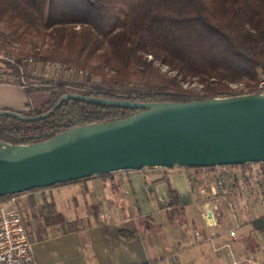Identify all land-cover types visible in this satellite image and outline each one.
Listing matches in <instances>:
<instances>
[{"label":"trees","instance_id":"obj_1","mask_svg":"<svg viewBox=\"0 0 264 264\" xmlns=\"http://www.w3.org/2000/svg\"><path fill=\"white\" fill-rule=\"evenodd\" d=\"M36 36L52 37L53 46L44 52L35 44L29 47ZM0 52L14 59L3 58L0 83L24 86L28 97L33 91H49L36 105L28 101L25 116L49 111L68 93L180 102L234 95L228 83L235 81H244L252 92L264 78V0H0ZM31 54L68 70H88L100 82L79 87L28 77L23 66ZM155 62L168 71L162 72ZM194 77L205 82L201 92L183 87ZM139 110L70 98L38 120L0 115V140L42 142L75 126ZM170 193L173 196V190ZM13 196L0 197V204ZM256 224L264 229L261 222Z\"/></svg>","mask_w":264,"mask_h":264},{"label":"crops","instance_id":"obj_2","mask_svg":"<svg viewBox=\"0 0 264 264\" xmlns=\"http://www.w3.org/2000/svg\"><path fill=\"white\" fill-rule=\"evenodd\" d=\"M27 104L23 86L0 83V110L23 112ZM211 177L212 170L179 167L119 171L14 195L6 204L19 210L36 264H264V247L259 258L237 251L236 230L235 238L228 233L234 227L220 242ZM170 189L176 203L166 210L158 194ZM207 202L217 206L213 226L202 218ZM239 220L264 239L256 222L244 214Z\"/></svg>","mask_w":264,"mask_h":264},{"label":"water","instance_id":"obj_3","mask_svg":"<svg viewBox=\"0 0 264 264\" xmlns=\"http://www.w3.org/2000/svg\"><path fill=\"white\" fill-rule=\"evenodd\" d=\"M70 98L140 109L110 121L59 132L46 141L12 144L0 140V197L118 171L264 163V92L190 101L140 102L68 93Z\"/></svg>","mask_w":264,"mask_h":264},{"label":"built area","instance_id":"obj_4","mask_svg":"<svg viewBox=\"0 0 264 264\" xmlns=\"http://www.w3.org/2000/svg\"><path fill=\"white\" fill-rule=\"evenodd\" d=\"M0 58L14 62L11 56H5L3 52H0ZM48 65L62 73L68 70L61 64ZM252 92H264V78L259 88ZM210 192L216 200L220 197V207L224 204L237 222L235 228L228 230L232 238H235V229L241 226L240 214H244L247 220L261 222L264 226V165L262 163L214 167ZM158 199L162 208L172 209L174 198L170 193H159ZM215 208L217 209V206L213 208V204L208 202L204 205L202 218L209 226L217 224ZM196 236H199L198 232ZM223 246L233 255L230 244ZM250 261L256 263L254 260ZM0 264H36L32 242L22 216L15 206L6 203L0 204Z\"/></svg>","mask_w":264,"mask_h":264},{"label":"rangeland","instance_id":"obj_5","mask_svg":"<svg viewBox=\"0 0 264 264\" xmlns=\"http://www.w3.org/2000/svg\"><path fill=\"white\" fill-rule=\"evenodd\" d=\"M33 40L35 41L33 43ZM53 38L50 36L46 37H32V41L29 42V47H33L35 44V47L41 48V50L44 52L47 49L51 48L53 46ZM41 51V52H42ZM4 54V53H3ZM149 59H151V55L148 56ZM3 58H0V65L3 66L2 63ZM51 61L43 60L41 56H34L31 54V61H28L23 66L24 74L28 77H36V78H42L46 81H55V80H64L69 83L75 84L80 87V85H90L92 83H98L100 82V78L97 77L95 74L90 73L88 70H84L82 73H79L75 70L65 71L61 72L57 69H53L50 67ZM159 62H155L160 70L162 72L168 71V67L165 65L158 64ZM59 64V63H58ZM105 70V69H104ZM106 71V70H105ZM107 71H110L107 69ZM168 75H172L173 72L169 71L167 72ZM202 77H194L192 79H189L188 81H185L183 83V87L189 90H194L197 92H201L203 88V84H205L204 81H202ZM204 82V83H203ZM33 85H37L32 83ZM230 88L231 94H243L249 91L250 89L247 88L244 81H235L228 83ZM259 88V86H258ZM256 88V90L258 89ZM49 91L47 89H42L39 91H33L31 92L30 97H28V101L31 100V102L36 105L41 101L45 96H47ZM231 227H236V221L233 220L232 213L225 207L224 204H221L220 207V242L223 241L224 238L227 236L224 235V233ZM236 236H237V242L233 244L236 246L237 251L240 250V252L245 251L246 255H254L256 258L261 257V248L264 247V239L262 233L256 231L255 229H252L251 225H244L240 226L239 228H236ZM229 238V237H227ZM230 239V238H229ZM231 242V240H229ZM260 244V250L259 246ZM245 264H252V263H245Z\"/></svg>","mask_w":264,"mask_h":264}]
</instances>
